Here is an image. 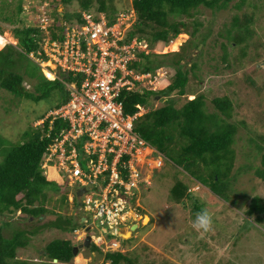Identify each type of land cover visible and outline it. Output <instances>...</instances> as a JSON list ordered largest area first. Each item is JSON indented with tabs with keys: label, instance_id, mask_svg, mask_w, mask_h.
Returning <instances> with one entry per match:
<instances>
[{
	"label": "rangeland",
	"instance_id": "rangeland-1",
	"mask_svg": "<svg viewBox=\"0 0 264 264\" xmlns=\"http://www.w3.org/2000/svg\"><path fill=\"white\" fill-rule=\"evenodd\" d=\"M237 1L239 0H234L223 10L215 11L201 7L196 13L195 18L202 25L197 37L194 38L195 42L202 41L203 35L209 34L207 42L202 41L199 45L200 51L204 52L202 56L198 55L199 50H191L190 59L197 61L198 58V77L191 75L185 95L175 94L172 97L176 101V106L181 107L188 99L204 94L210 112L216 110L212 103L214 97L227 96L234 103L232 117L229 120L236 124L238 131L233 144L236 152L234 167L225 179L229 186L225 189L224 196L215 194L209 187L190 176L186 168L178 165L176 160L165 157L163 153L153 148L151 159H147V162L140 166L143 167L141 177L143 183L138 189L141 217L131 224L132 226L138 223L140 227L134 232L133 238L127 234L125 237L129 239H124L127 255L134 264H264V222L258 223L245 214L255 196L264 199V181L255 173L262 165L258 145L264 146V92H259L247 80V76H251L259 86L264 83V0H247L242 9L234 7ZM130 3L131 0H114L110 7L119 10L120 13ZM45 5L46 7L50 5L47 12L50 16L54 11L65 14L81 11V3L78 0H74L70 5H65L60 0H0V31L4 33L0 37L7 42L10 40L11 44L17 46L15 28L39 24L44 15L43 11L46 10ZM20 6L23 7L21 14ZM31 6L36 10H32ZM92 12L98 14L96 7ZM253 12L255 20L250 25L252 37L247 39L246 54L243 56L244 45L231 43L226 35L228 30L232 29L235 16L245 21L247 19L245 17ZM102 14L108 16L107 13ZM16 19L23 21L17 25L12 24L11 21ZM190 39L192 40V37L189 34L183 33L168 47L158 44L154 50H142L159 55L179 52L191 41ZM177 40H180V45L174 48ZM223 44L225 48L222 47ZM224 54H227V61L223 59ZM237 57L242 58V61H237ZM15 70L25 76V86L30 91H35L36 82L43 84L46 82L40 66L27 54L19 56ZM164 70L165 80H171L175 71L170 67H164ZM31 75L34 76L33 79ZM62 98V93L54 90L51 97L37 102L17 96L0 86V152H3V156L5 150L12 145H20L27 141V132L30 133L38 124L37 120L55 110L56 104ZM152 99V106L148 111L165 104L160 97ZM146 154L147 151L144 155ZM3 156L0 157L2 160ZM200 166L206 176L216 167L215 164L205 166L203 163ZM53 174L52 179L62 187V191L61 193L51 191L46 207L56 214L49 213L40 220L31 221L18 211L11 220L14 226L5 230L7 236L18 226L23 228L42 226L55 220L58 213L74 215L75 220L81 224L84 212L78 206L73 187L67 184L64 175ZM178 180L187 183L192 193L182 204L176 203L171 195V189ZM63 193L68 196V204L62 203ZM205 208L213 217V228L207 233L197 232L193 226L195 218ZM146 215L149 216L147 222L144 221ZM127 229L130 227L126 226L122 232L125 233ZM83 234L82 227L76 232H63L54 227H44L32 236L29 247L18 251L17 259L24 261L25 264H101L104 254L94 252L92 247L80 251L70 262L58 263L47 256L45 247L51 240L70 239L76 245L83 242L79 240Z\"/></svg>",
	"mask_w": 264,
	"mask_h": 264
},
{
	"label": "trees",
	"instance_id": "trees-1",
	"mask_svg": "<svg viewBox=\"0 0 264 264\" xmlns=\"http://www.w3.org/2000/svg\"><path fill=\"white\" fill-rule=\"evenodd\" d=\"M73 1L60 0L65 5H70ZM78 1L81 3L82 11L92 12L96 7L99 13H107L111 21H115L119 13V10L110 7L114 0ZM233 2L234 0H131V3L123 10V12L134 10L136 13V22L130 29L127 39L138 37L140 41L147 42L150 50H154L158 44L170 45L183 33L192 37V40L190 39L191 41L187 42L179 52L165 55L152 52L140 53L141 60L134 63L132 67L153 74L161 67H170L175 71L174 75L171 80L163 81L157 90L144 89L137 92H125L122 94V99H124L127 114L135 113L138 110L136 108L138 104L150 108L152 97L163 99L165 102L163 106L150 109L136 120V132L153 148L163 153L165 157L176 160L178 165L186 168L190 176L220 196H224V191L229 186V182H226L225 179L233 169L236 158L233 144L238 128L229 120L232 117L234 103L227 96L214 97L212 103L216 110L210 112L204 94L188 99L181 107L176 106V101L172 97L175 94L185 95L191 75L198 77V58L197 61L190 59L191 50L200 51V43L202 41L206 43L209 34H204L202 41L195 42L194 38L197 37L202 25L195 18L196 13L201 7L215 11L223 10ZM246 3L247 0H239L234 7L242 9ZM30 8L36 10L33 6ZM22 12L23 7L20 6L19 13ZM80 13H66L65 16L67 20H71L80 16ZM53 16L58 22L59 12L54 11ZM245 18L247 19L243 21L235 16L232 21V29L228 30L229 36L226 35L231 43L244 45L243 56L246 54L247 39L252 37L250 25L255 20L254 12ZM22 21L16 19L11 23L17 25ZM14 31L18 45L9 44L0 50L1 88L37 102L51 97V92L58 90L62 93L63 98L56 104V108L61 107L69 100L64 83L48 80L42 72L46 82L44 84L36 82L33 92L26 88L25 76L15 70L21 54L29 55L41 47L43 33L40 28L36 25H23V28L18 27ZM0 34L3 35V31H0ZM6 42V39L0 37V48L4 47ZM222 47L225 48V44ZM203 54L202 50L198 55L202 56ZM223 59L227 61V54H224ZM237 61L241 62L242 58H238ZM31 77L34 78L33 75ZM247 77L252 86L259 92H264V83L259 86L251 76ZM50 126V121L46 120L42 126H35L30 133L27 132L28 139L23 144L12 145L5 150L4 156L3 152H0V157H4L3 160L0 158V264H25L24 261L17 259L18 251L29 247L32 236L39 233L44 227H54L63 232H74L82 227L75 220L74 215L66 216L58 213L55 220L44 223L42 226L34 225L28 228L18 226L12 229L9 236L5 232L6 229L14 226L11 220L18 211L25 214L31 221L32 219L40 220L41 217H45L49 213L56 214L55 211L46 207V203L50 200V192L61 193L62 187L52 179L53 171L49 170V173L45 175L42 162L54 138L65 127V123L59 120L55 121L51 131ZM258 149L262 157V165L257 168L255 173L264 181V146L258 145ZM230 156L232 158L229 159ZM201 163L205 166L215 164L216 167L206 176L201 171ZM190 192L188 184L178 180L171 189L172 199L176 203L182 204L184 200L191 197L192 193ZM61 197L62 203L68 204V196L63 193ZM245 214L254 218L256 222L263 223L264 199L255 196ZM122 240L124 246L125 240ZM73 247L74 244L70 239L56 238L47 244L45 251L53 261L57 259L58 263L70 262L75 257ZM92 248L94 252L104 254L101 264H134V261L127 255V251L105 254L95 244L92 245Z\"/></svg>",
	"mask_w": 264,
	"mask_h": 264
},
{
	"label": "built area",
	"instance_id": "built-area-1",
	"mask_svg": "<svg viewBox=\"0 0 264 264\" xmlns=\"http://www.w3.org/2000/svg\"><path fill=\"white\" fill-rule=\"evenodd\" d=\"M49 7L36 25L43 33L41 47L28 56L46 79L65 84L69 100L37 124L49 120L51 131L55 121L65 123L45 153L42 168L45 175L49 170L64 175L76 197L86 189L78 206L92 243L105 254L123 251V229L141 217L140 166L154 151L135 130L136 120L148 108L138 104L135 113L127 114L122 94L157 90L166 71L161 67L153 74L132 67L146 52L142 49L149 50L138 37L127 39L136 22L134 10L120 12L115 21L83 11L69 23L56 22L47 13ZM83 230L79 240L84 241Z\"/></svg>",
	"mask_w": 264,
	"mask_h": 264
},
{
	"label": "clouds",
	"instance_id": "clouds-1",
	"mask_svg": "<svg viewBox=\"0 0 264 264\" xmlns=\"http://www.w3.org/2000/svg\"><path fill=\"white\" fill-rule=\"evenodd\" d=\"M50 6V5H49ZM80 12H83L82 10L80 11ZM88 12V11H87ZM121 12H123V11H121ZM91 13H93V12H91ZM100 13H102V12H100ZM81 14V13H80ZM96 14V13H95ZM98 14H99V12H98ZM52 16H53V12H52V14H51ZM59 15H60V17L59 18H61L60 20H65V21H68L69 23H71L72 21H73V19H71V20H67L66 19V16H65V13H63V12H59ZM78 17V16H77ZM59 18H58V21H60L59 20ZM76 18V17H75ZM107 18H109L108 16H107ZM0 35H2V34H0ZM4 35V34H3ZM143 42H146V41H143ZM9 44H11V42H10V40L8 41V42H6V45L3 47V48H5L7 45H9ZM14 45V44H13ZM18 45V44H17ZM169 46V45H168ZM168 46H165V47H168ZM149 47V46H148ZM2 49V48H1ZM142 53V52H141ZM146 53V52H145ZM150 53V52H149ZM148 54V53H147ZM167 54V53H166ZM141 60V57L139 58V61ZM139 61H137V62H139ZM138 109V108H137ZM149 109V108H148ZM144 115V114H143ZM142 115V116H143ZM40 120H42V119H40ZM40 120H38V121H40ZM36 126H39V125H37L36 124ZM150 145V144H149ZM151 146V145H150ZM153 148V147H152ZM155 149V148H154ZM159 152V151H158ZM76 199V198H75ZM77 200H78V198H77ZM79 203V202H78ZM194 228L197 230V232H204V233H207V232H210L211 230H212V228H213V217H212V215L209 213V211L205 208V209H202L197 215H196V218H195V222H194ZM129 231V230H128ZM134 234V233H133ZM121 239H123V238H121ZM92 245H93V243H92ZM127 251V250H126ZM126 251H120V252H126ZM116 252H118V251H116Z\"/></svg>",
	"mask_w": 264,
	"mask_h": 264
},
{
	"label": "water",
	"instance_id": "water-1",
	"mask_svg": "<svg viewBox=\"0 0 264 264\" xmlns=\"http://www.w3.org/2000/svg\"><path fill=\"white\" fill-rule=\"evenodd\" d=\"M85 192H86V189H82V190L78 191L77 192V198L80 199L81 196H82V194L85 193ZM146 217L149 218L148 215H146ZM83 219H84V221H83ZM81 225L86 230L87 236H86L85 240L82 243L74 245L73 250H74V255L75 256H77L80 251L92 247V236H91L92 235V232L90 230V227H87L86 218L82 217ZM139 227H140V225L138 223L133 224L130 227L129 231H126L125 233L122 232V234L120 235V237L123 238V239H129V238H126L125 237V235L127 236V234H129L130 235V238H131L133 236V233ZM54 261L57 262L58 260L55 259Z\"/></svg>",
	"mask_w": 264,
	"mask_h": 264
},
{
	"label": "bare ground",
	"instance_id": "bare-ground-1",
	"mask_svg": "<svg viewBox=\"0 0 264 264\" xmlns=\"http://www.w3.org/2000/svg\"><path fill=\"white\" fill-rule=\"evenodd\" d=\"M180 45V40H177L176 43L173 45L174 48L178 47ZM145 222L149 221V218L145 217ZM128 230V229H127Z\"/></svg>",
	"mask_w": 264,
	"mask_h": 264
},
{
	"label": "crops",
	"instance_id": "crops-1",
	"mask_svg": "<svg viewBox=\"0 0 264 264\" xmlns=\"http://www.w3.org/2000/svg\"><path fill=\"white\" fill-rule=\"evenodd\" d=\"M122 234V233H121ZM134 235V234H133ZM131 238H133V236L131 237ZM122 246H123V242H122ZM122 250L123 251H126L127 250V248L125 247V244H124V246L122 247Z\"/></svg>",
	"mask_w": 264,
	"mask_h": 264
}]
</instances>
